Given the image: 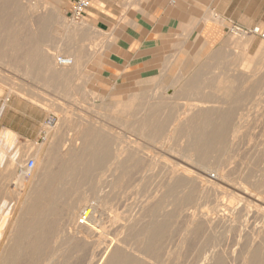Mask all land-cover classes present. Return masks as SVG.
Wrapping results in <instances>:
<instances>
[{
  "label": "rangeland",
  "instance_id": "374dc122",
  "mask_svg": "<svg viewBox=\"0 0 264 264\" xmlns=\"http://www.w3.org/2000/svg\"><path fill=\"white\" fill-rule=\"evenodd\" d=\"M9 1H11V2L9 3ZM70 1L71 0H20V1L19 0H0V16H2L4 13L6 14V16L4 14L1 17L2 18V21H1V18H0V23H1L0 24V26H1L0 27V31L2 32V33L0 32V34H1L0 35V37H1L0 38V40H1L0 41V45H1L0 51L3 52V54L0 53V56L2 57V58H0V65H1L0 66V113L2 112V110L5 107L6 108H10L11 107L12 110L9 111L6 114V118H20V117L23 118V116H25L27 118V120H28L26 125L29 128L32 126L33 120H38V124H36V125L39 128V136H38L37 139H23V138L22 139H18V135L15 132L11 131V130H10V132H11L12 135H15L16 134L15 136H17V140L12 139L11 138L12 135H10V134L7 135L6 137H4L2 139V141L0 139V143L2 142L4 144H6L7 145V149H9V151H11V152L14 151L15 153H17V152L20 151L19 152L20 153L19 159H20V162H21L20 163V166L21 167L20 166H15L14 169H11L8 166H4V167H2L3 169H0V187H1L0 188V204H1L0 209L2 208V204H3V208L5 207L4 209L2 208V210H0L1 211L0 212V215H3L2 216L3 218H0V219H2V221H1L2 223H1V226H0V237H1L0 238V248L3 245L11 242L9 239H7V237L10 235L11 230L14 228L12 226L14 225V223L16 221L15 218H17L18 214H19V216H21L23 213H24V216H28V215L31 214L30 210L27 211L25 209L27 208V205H29L28 202L31 204L32 203L31 200L32 199L33 200L35 199L34 197H36V194H37L35 192L42 185L41 183H42L44 177L46 176V174L49 173V171L52 172V168L54 166H57L58 167L59 164H63V161L65 159H68L65 162L71 163V159L69 161V158H67L64 154H61L62 152H60V151H62L61 150L62 147H61L60 142L62 143V141L67 140L69 137H72L75 134V132H74L75 131V128H72V125L74 124V122L76 120H80L81 121L80 122L81 123V128L86 125L85 126L86 128L84 127L85 129L82 128L84 131H86L87 129L88 130L89 129H92V130L98 131L97 133H99V134L101 133L100 134L101 136H105V134H106L107 136H105V137H108L107 140H109V141H106V142L107 143L110 142V144L108 143V146L110 145L112 149L115 148L114 145H115V140H116V138L113 140V137L122 136V135H123V141L121 140L122 141V145L127 144L124 141H129V140H133V141L136 140L133 143V147L134 148L133 147L131 148L133 150L135 149V147L137 146V144L140 145V151L137 152V155H136V153L134 155L135 157L138 156V159H136L137 157L135 158L133 156V159L131 161H129V163H128L130 165H128L127 163L125 165H123V167L126 166L127 172L129 173L131 171L129 174H132L133 173V175L130 176L126 172L125 174H127V175H124L123 176V167L121 169L122 171L116 172V174L122 173L120 175H122L126 179L128 177L129 180L127 179V181L130 182V184H128V182L126 180H124L126 182L123 184L124 181H122V184L123 185H122V188L120 189V193H119V195H121L122 194L121 192H123V194L121 195V197L123 199L122 201H124V200L126 201L127 200V203L126 202L125 203L122 202V203H123V205H126L127 204L128 206L126 205L125 208L128 209V207H129L130 210L125 209L124 206H122L121 207L122 209L120 208V210L121 211L122 210L125 211V212H123V217H124V214H127L126 215L127 217L125 216L124 218H135L134 216H137L136 214L139 215V214H142L143 212H145L147 210V208H149V206L150 207L152 206L151 204H154V202L157 201L158 198L160 200V201H158L159 203L157 202L158 204H160L161 201L163 203V201L166 200V198L161 197L162 196L161 194H164V191L165 192L167 191L166 189H168L167 187H169V184H170V183L167 182L168 181L167 180L168 179V177H167L168 174L161 175V174H165V173L168 172L167 171L168 169L166 168L167 166H163V165L167 164V163H165L166 161H164V160H167V162L169 164H172L174 161L175 162L177 161V159L174 157V155H172V153L173 154H175V153L172 151L171 148H172V146L174 144V146H173V149H175L174 151L178 150L179 144H180V141L181 140L178 141V139H180V138H177V139L176 138H173L175 142L172 139H169V140L166 141L164 135H159L158 136V139L156 141H154V142L152 140L150 141L149 139L143 138L141 136V134H139V133L137 134V132L135 133L133 131H129L127 129V126H126V123H127L126 122V118H122V116L119 113H118V115H119L118 116L117 115V112L116 111H113V109L111 108L110 105L113 102H115L116 100H124V99H126L128 97V94L129 93L128 94H125V93H127L128 91H131L130 90L131 88L136 87L138 85V80H144V79H146L147 77H150V76L151 77L152 76L159 77V75L161 74V73L159 74V72H163V71L166 72V70H168L167 73H164L162 75H165V77L167 79H170V78L172 79V77L177 76L178 73H179V71H182V72H186L187 73L186 74V76H187L186 79L189 78L188 75L192 76V74H194L193 72H199V73H201L202 76H203V80H202V84H201L200 89H199L200 92H204L205 91L206 93L209 92L208 94H210V95H215L216 92H215V89L213 87H224V85H226V86L229 85V83H227V84L217 83L214 80V79H217L216 78L217 74H221L222 72L228 73V72H230V70L236 69V66L235 65L232 66V64H233L232 61L233 62H236L242 56L243 53L245 55H247V57L251 58L252 60H254L255 57H257L259 55H263L262 60H264V53L258 51V47L262 43H264V38L261 37V36H259L258 34H253V40H252L251 44L245 50H243V49H241L239 47H236L233 44H229V45L224 46V49H223V52H222V54L224 55V58L223 59H221L219 61H214L212 63H208V62L206 63L208 53L210 54L213 50L219 49L221 47V42L223 41L222 39H225V38H227L229 36L239 37L242 34L241 32H239V31H237L235 29L234 30H231L233 27H238L239 29H243V30H246V31H248L249 29H251L253 27H258L262 32H264V27L261 24H259V23H255V24L249 26V25H247V20L244 21V19L242 17L230 18L231 21L228 20V21H226L224 23H218L217 24L219 26L216 27V28L219 29V33L217 35H215L216 37L211 36L212 37L211 38V41L205 47H202V48H197V46H196L197 43H195L196 42V39L198 38V33H197L198 31L196 29H193L192 27H187L186 28L187 29V33L189 34L188 35L189 41L187 42V45L190 46V49H187L185 51L184 50L181 51L179 53L180 55H179L178 61H176V63H174V64L173 63L172 64H169L170 65L169 66L168 63L170 62V60L173 58V56L176 53L179 52V48H178L179 41L181 39H183V37H184V35H178L177 33L176 34H173L170 37L169 42L165 45L164 51L162 53V55L164 56L163 63L165 65L162 64V66H160L159 71L157 73H154V74H152L150 76H144V77H141V78L138 77L136 79H131V80H127V81L119 80V81L115 82V81L111 80L110 78H108L107 75H105V74L102 73V63L104 61V56L106 55V47L109 44V41H108L109 40V34H108V32L100 31V30H98V29H96V28H94L92 26H89V28L88 27L85 28L86 31L84 29V31L81 34H77L75 32L66 31L65 30V28L67 27L66 25L77 24V23H81L82 21H85V19H81V20H76L75 21V20H72L70 17H68V10L70 8ZM44 2L46 3V5H45ZM31 3L35 7V10H34L33 7L31 8V6H32ZM28 5L30 6L31 9H29V6ZM3 6H5L6 8L4 9ZM37 6L38 7L40 6V7L38 8ZM41 7H43L44 9L41 8ZM1 8H3L4 10L1 9ZM38 11H40V12L42 11V12L40 13ZM47 11H50V12H47ZM205 11H211V10H205ZM205 11L195 10V11H190L189 13H192V14L196 15L197 18H199L201 16V14H203ZM1 12L2 13L4 12V13L2 14ZM45 12H47V13L46 14H42V13H45ZM50 14H51L52 19L49 18L50 16H48ZM30 15L32 16V18H31ZM40 15L42 17H40ZM45 16H47V17H45ZM3 18H4L5 21L3 20ZM44 18H45L46 21L44 20ZM19 19H20V21H19ZM41 20H43V21H41ZM47 20H48V22H47ZM50 20H52V21H50ZM20 22L23 23V25ZM31 22H33L34 24L33 23L31 24ZM28 23H29V25H27ZM25 25H27V26H25ZM33 25H35V27ZM39 25H40V27H39ZM7 27L9 29L5 31L4 29H7ZM2 28H3V30H1ZM35 28H37L38 30L35 29ZM48 29H49V31H48ZM11 32H12V35H11ZM46 32H47V34H46ZM2 35H3V37H2ZM7 35H8V37H7ZM21 35L22 36L25 35V36L22 37ZM17 36L19 37V39H21L20 41L18 40ZM16 40H17V42H16ZM6 41L7 42H10V45L12 46V48H11L10 45H8V43ZM35 41H37V42H35ZM43 41H44V43H43ZM1 42H2V44H1ZM59 43H61V44H59ZM5 45L7 47L9 46L8 47L9 49L7 47H5ZM13 45H15V49H17V51L14 49ZM20 45H23V46L21 47ZM3 46L5 48H7V49L3 48ZM30 46L31 47H34L35 49L34 48H31ZM24 47H25V49H24ZM42 48H44V49H42ZM47 48H49V49H47ZM11 49H12V51H11ZM19 49H21V50L23 49L22 51H24V52L22 53V51H20ZM9 50H10V52H8ZM32 50H35L36 54H34L35 52L32 51ZM44 50L51 52L54 56L55 55L56 56L57 55L58 56L59 55H64L65 56L68 53H73V54H76L77 55L79 62H81V63H79V66H81V64L83 63L82 67H79V71L76 72L77 76H75L76 74L74 73L75 75L73 74V75L69 76V79H71L70 77H72L71 81L68 79L67 83H65L66 81H62L61 82V83L64 82V84H62V85L65 86L64 88H63L62 85H60L59 81H58V83L53 82V81H55L54 77L51 76L52 78L50 77V79H49V75H51V74L44 67V65L41 64V66H42L41 69H43V70H40V71L37 70L39 67H41L40 66V61H38L39 60V56L38 55H40V53L42 51H44ZM15 51L16 52L20 51L21 53H17L18 54L17 55ZM37 51H39L38 55H37ZM4 52L5 53L8 52L9 55L8 54L5 55ZM14 53L16 55V56L14 55V57H16V58L19 57L18 60L16 58H14V57L13 58L15 60L12 58V56H13L12 54H14ZM26 53H27L28 56H31V54H32V56L31 57H28V56L26 57ZM19 54H21V55L23 54V56L24 55L25 56L21 58ZM194 54H195V58L193 59L192 56ZM3 55H4V57H3ZM80 55H82V56H80ZM36 56L38 57L37 58L38 60H36ZM8 57H9V59H8ZM25 57L28 58L29 60L26 59V60L23 61V59H25ZM31 58H32V60H30ZM167 59L169 60V62H168ZM4 61H6V62L4 63ZM17 61H19L20 63H18ZM25 61H27V63H29L30 65H33V66H30L29 64H25L24 63ZM33 61H34V64H33ZM164 61L165 62L167 61V62L165 63ZM16 63L17 64H20L22 66L17 65ZM22 63H24L25 65L22 64ZM27 65H28V69H27ZM15 66H17L20 70L18 68H16ZM34 66H36V67H34ZM162 67H163V71H162ZM164 67H166V70H165ZM254 67H255V65L253 64V62H248V64H247V68L248 69H253ZM24 68H26V72H24V73H27V75L23 73V71H25ZM81 68H83V70ZM16 69H18V70L16 71ZM30 70H31V72H30ZM41 71H43V72H41ZM177 71H178V73H177ZM36 72H38V74H40V72H41V74L43 73V75L40 74V77L41 78L39 77L38 74H35ZM28 74H29V77L30 78L27 77ZM36 75H37V77H36ZM34 77H35V80H34ZM160 77H161V75H160ZM46 79L47 80H50V84H49V82H47ZM56 84H58V85H56ZM154 84L155 83H151V84L149 83L148 86L149 87H152ZM71 87H73L72 88L73 90L71 89ZM75 87H76V89L78 88L76 91H74L75 90L74 89ZM54 88H56V89H54ZM10 90H12V92ZM172 90H173L172 88H169V91L168 92L171 93ZM246 90H247V87L241 88L240 89V92H241L240 94L245 93ZM64 91H65V94H64ZM68 93H69L70 97L68 96ZM32 94H33V96H32ZM6 97H7L6 103L3 105V101L5 100ZM262 100L263 101H261L258 104V106H257V109H258L257 112H259V114H258V116L256 118H244L243 120H241V124H240V127H239L238 132H237V138H236V143L237 144L235 146H233V147L231 146V147H227L225 149H222L220 151L212 152L210 154V156H209L212 161H214V162L215 161L220 162L221 165L224 167V170L230 172L231 177L236 176L237 170L239 168L238 166H241L240 168H244V164L243 163H245V161L247 162L249 160L248 154H247V152H248L247 147H248V145L254 144V142L257 139L258 132L260 131V128L264 125L263 124L264 123V114H263L264 113L263 112V110H264V96L262 97ZM181 101L182 102H185L184 100H181ZM181 101H178V102H181ZM54 105L56 106V108H55ZM111 109H112V111H111ZM111 112H113V113H111ZM68 113L70 115H68ZM75 115H76V117H75ZM159 115H160V117H161V115H162V117H165L166 116L165 114L163 116L162 113H159ZM159 115H158V117H159ZM170 115H169V117H170ZM84 118H85V120H83ZM86 118H90V120H88V121H89V123L91 125L88 123V121H87L88 126H87V123H84V121L86 122V120H87ZM113 118H116V119L117 118L118 119L120 118V119H119V121L116 120V119H114V122H113ZM69 120H70V122H69ZM93 121L96 122V123H94ZM122 121L124 122V124L122 123ZM127 121H128V119H127ZM82 123H84L85 125H83ZM92 124L95 127H93ZM247 124H249V125H247ZM105 126L108 129L109 128L110 129L108 130ZM1 127L2 126L0 125V129H1ZM100 127H101V129H100ZM241 127H243V128H241ZM48 128H50V129H48ZM52 128L53 129L55 128V129L53 130ZM46 130L48 131L47 133H46ZM100 130H102L103 132H101ZM73 132H74V134L72 135ZM51 134L54 137L51 136ZM130 134H132V135H130ZM86 136L87 135H85V134L83 136L81 135V138L78 139L77 144H76L77 147L79 146V148L80 147L82 148V149L80 148L82 151L85 150V152H83L84 154L85 153L87 154L89 150H88L87 147L83 149V146H80V144L82 142L81 140H83V139L85 140L86 138H87V140L88 139L89 140H92L94 138L93 135H92L93 137L91 135H88L87 137ZM90 136L92 138H88ZM161 136H163V139H161L162 138ZM51 137H53L52 140H50ZM159 138L161 140H164V141L162 142L161 140H159ZM140 139H141V141H140ZM49 140H50V142L52 141L53 143L52 142L50 143ZM171 140L174 142L173 144H172V141ZM121 141H119V142H121ZM158 141H160L162 143H164L165 141L166 142L164 143L165 145L164 144L162 145V143L160 144V142H158ZM112 142H114V143L112 144ZM177 142H179V143H177ZM78 143H80V144H78ZM166 143H169L168 145L169 146L171 145L170 146L171 148ZM175 143H177L178 145H175ZM111 144L114 147H112ZM37 145H38V148L36 149ZM39 146L41 148H39ZM110 146L108 147L109 150H111ZM238 146H240V147H238ZM60 147H61V149H60ZM166 147H169L170 149L167 150ZM47 148H48V151L46 150ZM50 148L51 149L53 148V149L50 150ZM38 149H39V151H37ZM95 149L96 150H98V149L102 150L101 147L100 148L98 147V149L96 147ZM141 149H143V150L141 151ZM49 150H50L51 153L49 152ZM81 150L80 151L78 150L76 158H79L82 155V158H79V159H83V156H85L84 158L86 159V154L83 155V153L81 152ZM35 151H36L37 154L35 153ZM135 151H137V149H135ZM144 151H146V152H144ZM79 153H81V154L79 155ZM148 153L152 156L153 159H151V156ZM52 154H54V155H52ZM111 154L113 155V153H111ZM111 154H110V156H111ZM212 154H214V155H212ZM48 155H50L49 156L50 158L48 157ZM143 155H147L149 157L146 156L144 158ZM139 157L143 158L142 159L143 162L140 161L141 159ZM243 157H244V159H243ZM28 158H32L34 160V167L31 170H26L25 169V163H26V160ZM162 160H163V162H162ZM83 161L80 162V164H82ZM139 162L140 163L142 162L141 163L142 165L139 164ZM145 162H147V163H145ZM154 162H156V163H154ZM158 162L160 164L163 163L162 166ZM255 162L257 163V161H255V160L252 161L249 164V167H247L249 173L250 172L251 173L254 172V169H255V165L254 164H255ZM55 163H56V165H55ZM135 163H136V166H138L137 165V163H138L139 164L138 167L141 170H143V171L140 170L141 175H143L141 177H144V175L147 174L146 175L147 177H145L147 179V181L144 178H142V179L140 178V176H139L140 175V172H138L139 169H136L137 167L134 165ZM148 163H150L152 166H154L156 168H154L152 166L150 167V165ZM131 164H133V166H135L136 168L129 169V168H133V166H131ZM143 164L144 165H147V166L144 167ZM225 164H226V166H225ZM106 166L103 165V167H105V168L102 167L103 168L102 169V172H103L104 175L106 173L108 174V175H105V177L107 178L110 175V172H108V169H107L109 165H106ZM128 166H130V167L127 168ZM140 166L143 167V168H141ZM159 166L161 168H158ZM81 167H82V165H81ZM144 168L146 169L147 172H150V170H151L154 173L158 169L160 171H162V172H160L158 170V172L154 174V176H156V177H154L152 172H151L152 174L151 173H147L146 171H145L146 172L145 173L144 172V170H145ZM163 168H166V170L165 169L163 170ZM189 168H190V171L193 170V168L188 167V169ZM212 168H215V166H213ZM236 168H237V170H236ZM97 169H95V171L94 170L93 171L90 170L91 172H93L91 174L92 176H90V173H91L90 171H88V173L84 171L85 172V178L83 177L84 176L83 175L84 172L81 175L79 174L84 169L82 171L79 170V172H76V173L74 172L75 174L78 175V176L75 175V178L73 177L74 176L73 175L74 173L71 172V171H69L70 173L66 174L67 177L65 176L66 178H63L61 180L62 183H60L61 181L59 183L56 181V184H59L58 186L61 185L58 188L60 189L62 187L61 188V191L64 194H67V195L64 197V194L61 193L62 194V197H61L59 195L60 194L59 193L60 191L58 190V193L59 194L57 193V195H59V196L56 195L57 199L55 197V200H53V203H52L54 205V208L52 206V209L55 210V208L56 209L58 208L56 210V212L54 210L52 211L51 209H49L50 208L49 206H47L48 208L45 207L46 210L44 209L45 211H48V212H44L45 213L44 215L47 214L45 217H48V218H45L44 222L46 220H48V222H45V223L46 224L49 223L48 225H50V226L44 224V228L47 229V230H45L44 228H43V230L48 231V229H49L52 232L53 231L52 228H54V231L53 232H56L55 234H53V232L51 233V234H53L51 236L52 237L54 236L53 238H51L50 235H48L50 239L47 237L48 238V241H46V242H49V240H51V239H52L51 241L54 242L55 241L54 239H56V235H57V233L59 234L60 230L61 231H64V232H66V230L68 231V228L63 225L64 224V221H62V220H63L64 216L62 217V215H65V212H67V211H65V209L68 210V207L67 206L68 205L71 206L73 204V202H75V199H77L78 197H80V195L81 196H85L84 195V192H85V194L88 192L87 195H86L87 197L85 196L84 199L86 198V200L85 201H81V202H83L86 205H89L90 208L91 207L92 208L94 207L95 208V211L97 210L95 212L96 213L95 215H97V216H95V218L97 219V220L95 219V223L96 224L98 223L99 225H102L101 227H103V228L105 227L106 228V226L108 224L106 221H107V219L109 217L110 212H108L107 210L102 209L101 207H99L97 205V202H96V199H95L96 197H94V194L95 193L92 190L94 187H97V183L100 184L101 183L100 181H103V180H100L99 181L98 178H95V177H98V176H96L98 174V172L101 173V171H98L99 169L98 170ZM124 169H125V167H124ZM256 169H257V167H256ZM132 170H133V172H132ZM153 170H155V171H153ZM214 170H211L210 172L211 173H214ZM134 171H137V172L134 173ZM163 171H165V172H163ZM21 172H23V173H21ZM71 173H72V175H71ZM138 173H139V175H138ZM188 173L190 175L193 174V172L190 173L189 171H188ZM149 174H150V176L152 175L151 178H150V176H148ZM156 174H159L161 176L156 175ZM104 175H103V178L102 179H106V178H104ZM18 176H19V181H18L19 183L17 184L16 179H17ZM39 176H40V178H39ZM69 176L71 177L70 178L71 180H74V183H73V181H71V182L74 185V187H77L78 186L77 188H74V187H73L74 189L72 188L73 185L69 181L70 180L69 179ZM137 176H139V177H137ZM42 177H43V179H42ZM123 177H122V179H125ZM133 177H134V180H133ZM163 177H164V179H163ZM166 177H167V179H166V181H164ZM108 178H110V176ZM34 179H37V180L35 181ZM39 179H42V180H39ZM66 179H67V181H66ZM130 179H132L131 181L133 183H131ZM135 179H136V182H135ZM143 179H144V181H142ZM51 180H52V182H54L53 179H51ZM75 180H76V182L77 181L78 182L76 183ZM38 181L41 182V183H39ZM68 181H69V183H68ZM79 181H80V183H79ZM83 181H85L87 183H85ZM88 181L90 183V185H88L89 188L87 186ZM95 181H96V183H95ZM138 181H140L139 184H138ZM161 181L163 182V184L165 183L167 187H163ZM36 182H37V185L40 184L39 187H36L38 189H35V185L34 184ZM82 182L86 184V187L88 189L85 187V184L83 185ZM92 182H93V184H92ZM54 183H53V185H55ZM151 183H152L153 187H152ZM187 183H184L185 186L182 184L184 187L181 186L178 189H176L177 187L174 188L173 191H175V189H176V192H178V193H176V192L173 193L172 192L173 194H172L171 198L172 197L174 198V196L176 198V195L177 194H179V196L180 195L182 196L184 193L185 194H190V201L191 202H188L189 204L187 203V205L185 204L186 205L185 206L186 208L182 205L183 209L184 208L186 210L188 209V212H190V211L193 210L195 213L198 211L197 214H199V212L200 213H203V212L207 213V212H209L208 214L212 215V213H213V210L212 209L214 208V205L216 204V199H217L219 202H221V204L223 203L222 206H220L219 208H222L224 211L228 212L229 215L232 216V214L230 213L231 210H232V208L235 207V206H238V205L239 206L244 205V203H245L243 200H239V198L236 196V194L234 195V193L231 191V189H226V188H224V189L222 188L221 189L220 188V189L216 190L214 192V195L216 196V198H215V197H213V195H210V196H201L200 193H198L197 185L194 182L188 183V184H191L192 183L191 185H188ZM75 184H77V185L75 186ZM126 184H127V187H129V188H126ZM154 184H156V185H154ZM160 184L162 186H160ZM165 184H164V186H165ZM82 185H83V187H82ZM102 185L105 186V187H102V189L105 188L103 190L104 192L110 189V188H108V186L106 184L104 185V183H103ZM124 185H125L124 188H126V189L123 188ZM29 186H31V187H29ZM64 186H65V189H64ZM106 186H107L108 189L106 188ZM131 186H133V187H131ZM158 186H159V188H158ZM66 187H68V188L66 189ZM134 187L136 188V191H135V188ZM145 187H146V189H145ZM191 187H192V190H191ZM31 188H32V190L34 189L35 192L34 191L31 192ZM161 188H163V189L161 190ZM180 188H183V190L185 191V192H182L183 194L179 191ZM184 188L187 189V190H185ZM195 188H196V190H195ZM89 189H91L93 192L91 190H89ZM98 189H99V185H98ZM122 189H124V191L126 190L127 192H124ZM155 189H157V190L160 189V191H156ZM64 190H68V191L65 193ZM74 190H75V192L76 191L77 192L75 193ZM85 190H87V191H85ZM129 190H131V192H129ZM81 191H84V192H81ZM147 191H149V192H147ZM155 191H156V193H155ZM181 191H182V189H181ZM98 192H100V191H98ZM115 192H113V193H115ZM152 192H153V194H152ZM29 193H31V194H29ZM126 193H127V195H126ZM32 194H34V196ZM147 194H148V196H147ZM156 194H158V195H156ZM174 194H176V195H174ZM154 195H155L154 199L157 198L155 201H154V199H152ZM70 196H71V198H70ZM159 196L161 197V199H160ZM145 197H147V201L149 200L148 201L149 202L148 203L149 206L146 204L148 207L145 205V203L147 202V201H145L146 200ZM148 197H149V199H148ZM199 197H201V198H199ZM87 198L88 199L90 198L88 200V202H87ZM140 198H142V200H144V203H143V201ZM162 198H163V200H162ZM221 198L223 199L222 200L223 202L221 201ZM28 200H30V201H28ZM93 201L96 202V203H94ZM136 201L138 202V204H137ZM128 203H130V204H128ZM132 203H134V205ZM141 204L144 205V206H142ZM205 205H206V207H205ZM211 205H213V206H211ZM226 205H227V207H226ZM97 206H98V208H97ZM140 207H142L141 209H144L143 207H145V209H144L145 211L144 210H141L140 211ZM168 207H169V210H170V207H172V206L169 205ZM99 208H101V210H99ZM137 208H139L138 209V212H140V213H134V212L137 211ZM202 208H204V209H202ZM183 209L182 210H176V211H174V212H177V213H174V212L172 213V214H175L176 216L178 214L179 215L177 216L178 218L175 217L177 219V221H176V219L174 218V215H173V217H172L173 221L171 219L172 223H170L171 226H170V228L168 227L169 229L166 232L170 231L171 228H173V229L176 228V231H175V229L174 230L171 229L172 231H170V232H172V234H174L171 237H170L171 234H169L170 232L164 234L165 235L164 236L165 239L166 240H170V241H164V238H163V240H161L162 242L160 241L162 245H163V243H165L167 245L166 246L163 245L164 246L163 247L159 243V246H161L158 249L159 250V254L161 252H163L165 250V248H166V250H165V253L163 252L162 255L160 254L161 256L159 255V257L161 259L163 258L162 261H159L161 259L157 255L155 257L156 258L158 257L159 260H157L158 258L155 259L156 262L153 263V264H163V263L164 264H170V263L171 264L172 263L173 264H176L177 261H178V264H181V263L182 264H185V263L186 264H206V263H210L212 261L211 259H208V256H209V254L211 252H216V253H219L222 256H224L223 264H242L241 261H240V252L242 250L246 249L249 246V242L252 239L254 240V243H256L255 246L258 247V251H259V253L261 255V258L263 259V262H264V242H260L259 237L256 236V231H257L258 227L264 225V211H262V212H260L258 214V213H255L254 212V208L253 207H250V211L248 212V215L249 216L248 215L247 216H244V217L247 218V221H245L244 223L243 222L242 223H239V222H237V220H232L231 225H229L227 223L215 222V221L210 220L208 223L209 224L214 223V224L212 225V227H207L204 224V222L200 220L199 222H197L198 223V226L192 227V228L189 227L190 229H188L187 228V225H186L187 222L185 223V221H187V219H186V217H187L186 214L187 213H185V212H187V211L184 212L185 209L184 210ZM19 210H20V212L22 211L23 213L21 214L20 212H18ZM4 211H5V213H4ZM25 211L28 212V213H26ZM60 211L62 212V214L59 213ZM127 211L130 212V213H127ZM131 211H132V214H131ZM100 212H102L103 214L100 213ZM181 212L183 214V217L181 216L182 214H180ZM51 214H53V215H51ZM144 214H147V213H144ZM49 215H51V216H49ZM102 215H103V217H102ZM105 215H106L107 219H106ZM179 216H180V218H179ZM56 217H58V218L56 219ZM101 217L103 219H101ZM158 217H159V215L158 216L156 215L153 218H155V219L157 218L158 219ZM49 218H50L51 222L54 223V225L52 224L53 226L50 224ZM78 218H79V216L76 217V219H74V222L75 223L77 222V219ZM145 219H148V217L147 218L145 217ZM174 219H175V221H174ZM53 220L56 221V222H54ZM103 221L105 222V225L106 226L104 225V222ZM122 222H124V221H122ZM175 222L177 223L178 228L176 227V225H174V224H176ZM180 222H182V225H184V226L178 225V224H180ZM229 222H231V221H229ZM100 223H102V224H100ZM98 224H97V226H98L97 229L101 231V227ZM70 226L71 225H69V230L73 229V227L71 226L72 227L71 228ZM187 229L191 232V235H190V232H187ZM136 230L137 229H135L134 231H136ZM177 230H179V231H177ZM174 231L177 232V234L179 232V234H178L179 236L177 234H175ZM134 233L135 232H133V234ZM184 233H185L186 236L184 235ZM111 234L113 235V233H111ZM111 234H107V235H109V237H110V236H112ZM166 235L168 236V239L166 238ZM177 236H178V238H176ZM188 237H191V238L188 239ZM130 238L126 239L127 244H129V245H133L134 244L133 246H139L140 245L139 244V241L136 242L137 241L136 239H133L132 238V240H131ZM184 238H185V240H184ZM83 239H84V241L81 239L83 241L81 243V245H80V243L78 241H77V244H78L79 247H81L82 244L84 243L83 246L88 249L89 247L88 246L86 247L85 245H88V244L90 245V243H89L90 242V239L87 236L84 237ZM81 240H79V241L81 242ZM179 240H180V242H178ZM188 240H189V242H188ZM181 241H183V242H181ZM52 242H51V244L49 243V245H48V248L49 249H50L51 246H53V247H51L50 250H53V249H55L57 247V243H55L53 245ZM68 242L65 243V244H63L65 246H63L62 250L65 249V248H67V247L69 248V247H72V246L77 249L78 246L77 247L75 246L76 243L73 245L71 242H69V243ZM87 242H88V244H87ZM135 243H136V245H135ZM176 243H177V245H178V243H180L179 244L180 247L177 246ZM181 243H184L183 247L181 246L182 245ZM100 245H102V244H100ZM185 245H187V246H185ZM83 246L81 247L82 249L81 248L78 249L79 253L77 252V250L75 248H73V247L72 248H69L70 251L73 250V249L76 250V252L74 250L73 251H74V254L77 253L78 256L76 254V257H74L75 255H72L73 254V251L70 253V251L67 248V249H65V252H64V250L63 251L62 250L60 251L61 256H59V258L61 257L62 259H64L63 257H65V260H66L69 257L70 259H68L67 261L68 262H71L72 261V263H70V264H75V263L80 264V262H81V264H87L88 261H89V259H90V254H91L90 251H91L92 247L90 246V248L88 250L86 249V251H85V248ZM212 246H213V249H212ZM174 247H175V249H174ZM83 248H84V250H83ZM167 248H169V249H167ZM177 248L178 249H181L182 248V249L181 250H178ZM173 249L174 250L177 249V251H178L179 254L177 253V251H174ZM66 250H68L70 254L67 253L68 251H66ZM53 251H55V250H53ZM80 251H82L83 253L80 252ZM150 251L151 250L149 249L148 254L153 256V254H150L152 251L151 252ZM84 252L87 253V254H85L86 255L85 256L86 258L84 256H82L84 254ZM168 252H170V255H169ZM66 253L69 254V255H67V257H66ZM80 253L82 254L81 255L82 257L79 255ZM164 254H166V259L164 258L165 257ZM171 254H172V256H171ZM2 255L3 254L1 253V256ZM71 255H72V257H70ZM175 255L176 256L177 255H180V256L176 257ZM195 255H196V257H195ZM79 256H80V258L79 259H76ZM173 256H174V258H173ZM73 257H74V261L72 260ZM155 257H150L149 258L150 260L152 259L151 262L152 261L153 262L155 261L154 260ZM169 257H170V259H169ZM57 258L58 257L54 258V259H56L55 262L61 260V258H60V260H57ZM82 258L83 259L85 258L86 260H88L87 263H86V261L84 263V260L85 259L83 260ZM167 258L169 259V262H168V259ZM80 260H82L83 263ZM150 260H149V262H150ZM171 260H173V261H171ZM166 261H167V263H166ZM17 262L18 263H16V261H15V263H13V264H20L21 263L20 260H17ZM55 262H53V263H55ZM68 262H67V264H69ZM151 262L149 264H152ZM57 263H59V262H57ZM21 264H26V262L23 263V261H22Z\"/></svg>",
  "mask_w": 264,
  "mask_h": 264
},
{
  "label": "bare ground",
  "instance_id": "6f19581e",
  "mask_svg": "<svg viewBox=\"0 0 264 264\" xmlns=\"http://www.w3.org/2000/svg\"><path fill=\"white\" fill-rule=\"evenodd\" d=\"M20 1V0H19ZM11 1H9L10 3ZM18 2V1H17ZM45 3V2H44ZM7 4V3H6ZM32 4V3H31ZM43 4V3H42ZM37 5V4H36ZM35 5V6H36ZM46 5V3H45ZM21 6V5H20ZM29 6V5H28ZM51 6V5H50ZM49 6V7H50ZM8 7V6H7ZM19 7V6H18ZM34 8L35 10V7L31 6V8ZM38 7V6H37ZM40 7V6H39ZM38 7V8H39ZM44 7V6H43ZM41 7V8H43ZM3 8L5 9L6 7L3 6ZM1 8V9H3ZM10 8V7H9ZM30 6H29V9H31ZM40 8V9H41ZM45 8V7H44ZM43 8V9H44ZM3 9V10H4ZM8 9V8H7ZM17 9V8H16ZM19 9V8H18ZM47 9V8H46ZM2 10V11H3ZM15 10V9H14ZM22 10V9H21ZM8 11V10H7ZM23 11V10H22ZM31 11V10H30ZM45 11V10H44ZM40 12V11H38ZM42 12V11H41ZM40 12V13H41ZM47 12H50V11H47ZM47 12L45 13H42V14H46ZM54 12V11H53ZM2 13V12H1ZM4 13V12H3ZM2 13V14H3ZM21 13V12H20ZM32 13V12H31ZM5 14V13H4ZM3 14V15H4ZM14 14V13H13ZM30 14V13H29ZM41 14V15H42ZM2 15V16H3ZM8 15V14H7ZM12 15V14H11ZM33 15V14H32ZM40 15V17H42ZM0 16V18L2 17ZM6 16V14H5ZM25 16V15H24ZM29 16V15H28ZM31 16V15H30ZM39 16V15H38ZM37 16V17H38ZM50 16L49 18L52 19L51 17V14L48 15ZM8 17V16H7ZM12 17V16H11ZM19 17V16H18ZM23 17V16H22ZM47 17V16H45ZM54 17V16H53ZM16 18V17H15ZM20 18V17H19ZM32 18V16H31ZM26 19V18H25ZM30 19V18H29ZM43 19V18H42ZM4 20V18H3ZM8 20V19H7ZM24 20V19H23ZM34 20V19H33ZM38 20V19H37ZM40 20V19H39ZM45 20V18H44ZM59 20V19H58ZM1 21H2V18H1ZM5 21V20H4ZM3 21V22H4ZM10 21V20H9ZM8 21V22H9ZM20 21V19H19ZM43 21V20H41ZM46 21V20H45ZM52 21V20H50ZM22 22V21H21ZM20 22V23H21ZM38 22V21H37ZM48 22V20H47ZM56 22V21H55ZM61 22V21H60ZM66 22V21H65ZM33 22H31L32 24ZM54 23V22H53ZM52 23V24H53ZM57 23V22H56ZM1 24V23H0ZM23 25V23H21ZM34 24V23H33ZM37 24V23H36ZM35 24V25H36ZM39 24V23H38ZM29 25V23L27 24ZM25 25V26H27ZM35 25H33L35 27ZM43 25V24H42ZM3 26V25H2ZM15 26V25H14ZM32 26V27H33ZM67 27L65 28L66 31H72V32H75L77 34H81L85 28H89V24L86 22V21H82L81 23H77V24H72V25H66ZM1 27V26H0ZM16 27V26H15ZM40 27V25H39ZM43 27V26H42ZM20 28V27H19ZM45 28V27H44ZM9 28L7 27V29H4L5 31L8 30ZM14 29V28H13ZM17 29V28H16ZM34 29V28H33ZM37 29V28H35ZM43 29V28H42ZM92 29V28H91ZM216 29V28H215ZM214 27L211 28V30L209 31L210 34H213V37H216L215 35H217L219 33V31L216 29L215 30ZM3 30V28L1 29ZM15 30V29H14ZM38 30V29H37ZM44 30V29H43ZM42 30V31H43ZM63 30V29H62ZM11 31V30H10ZM16 31V30H15ZM24 31V30H23ZM49 31V29H48ZM86 31V29H85ZM1 32V31H0ZM8 32V31H7ZM2 33V32H1ZM4 33V32H3ZM6 34V33H5ZM18 34V33H17ZM47 34V32H46ZM86 34V33H85ZM1 35V34H0ZM4 35V34H3ZM2 35V37H3ZM9 35V34H8ZM7 35V37H8ZM11 35H12V32H11ZM16 35V34H15ZM38 35V34H37ZM61 35V34H60ZM22 36V35H21ZM25 35H23L22 37H24ZM66 36V35H65ZM6 37V36H5ZM60 37V36H59ZM63 37V36H62ZM1 38V37H0ZM18 40L20 41L21 39H19V37L17 36ZM27 38V37H26ZM25 38V39H26ZM32 38V37H31ZM10 39V38H9ZM30 39V38H29ZM64 39V38H63ZM13 40V39H12ZM41 40V39H40ZM62 40V39H61ZM223 41L221 42V47L219 49H216V50H213L210 54L208 53L207 55V60H206V63H212L214 61H219L221 59L224 58V55L222 54L223 52V49H224V46L226 45H229V44H233L235 45L236 47H239L243 50H245L252 42L253 40V34H249V33H242L239 37H235V36H229L225 39H222ZM1 41V40H0ZM23 41V40H22ZM57 41V40H56ZM60 41V40H59ZM7 42V41H6ZM17 42V40H16ZM37 42V41H35ZM42 42V41H41ZM8 45H10V42H7ZM44 43V41H43ZM42 43V44H43ZM57 43V42H56ZM2 44V42H1ZM18 44V43H17ZM32 44V43H31ZM61 44V43H59ZM27 45V44H26ZM45 45V44H44ZM43 45V46H44ZM52 45V44H51ZM11 46V45H10ZM21 47L23 45H20ZM55 46V45H54ZM62 46V45H61ZM189 46V45H188ZM231 46V45H230ZM1 47V45H0ZM5 47H7L5 45ZM3 46V48H5ZM9 47V46H8ZM7 47V48H8ZM14 49H15V45H13ZM31 47V46H30ZM63 47V46H62ZM2 48V49H3ZM5 48V49H7ZM12 48V46H11ZM31 48H34V47H31ZM38 48V47H37ZM179 48V47H178ZM226 48V47H225ZM1 49V48H0ZM9 49V48H8ZM25 49V47H24ZM27 49V48H26ZM35 49V48H34ZM44 49V48H42ZM41 49V50H42ZM49 49V48H47ZM4 50V49H3ZM2 50V51H3ZM17 51V49H15ZM20 51H22L21 49H19ZM40 50V49H39ZM12 51V49H11ZM14 51V50H13ZM15 51V52H16ZM20 51L16 52L17 53H21ZM35 52V50H32ZM72 51V50H71ZM258 51L259 52H262L264 53V43H262L259 47H258ZM10 52V50L8 51ZM8 52H4L5 55L8 54ZM24 51H22L23 53ZM27 52V51H26ZM60 52V51H59ZM1 54H3V52L0 51ZM39 51H37V55H38ZM77 53V52H76ZM79 53V52H78ZM25 54V53H24ZM36 54V52L34 53ZM33 54V55H34ZM55 54V53H54ZM81 54V53H80ZM9 55V54H8ZM13 55V56H12ZM12 58L14 57L15 53L12 54ZM18 55V54H17ZM20 57H24L23 54H19ZM177 54H175L173 56V58L170 60H168V65L169 64H172L173 63V59L174 57L176 56ZM10 56V57H11ZM16 56V55H15ZM27 53H26V57H27ZM32 56V54H31ZM31 56H28V57H31ZM39 56V60L37 59L38 57L36 56V60L40 61V66L41 64L44 65V67L50 72L51 75H49V79L50 77H54L55 81L53 82H56L60 83V85L64 84L61 83L62 81H66L65 83H67L68 79H69V76L73 75L74 73L76 74V72L79 71V67H82L83 63L81 64V66H79V60H78V57L76 54H73V53H68L67 55H53L51 52L49 51H42L40 53ZM65 57V58H71V63L69 65H61L58 63L57 61V58L58 57ZM82 56V55H80ZM172 56V55H171ZM4 57V55H3ZM23 59L26 60L28 58ZM262 57L263 55H259L257 57H255L254 60H252L251 58L247 57V55H245L244 53L242 54V56L236 61V62H233L232 61V66L235 65L236 66V69H233V70H230V72L228 73H224L222 72L221 74H217L216 78L217 79H214L217 83H224V84H227L229 83L228 86L224 85V87H213L215 89V95H210L208 94L209 92H200V86L202 84V80H203V76L201 73L199 72H193L194 74H192V76L188 75L189 78L186 79V72H182V71H177L178 75L177 76H174L172 77V79H167L165 77V75H162L164 73H167L168 70H166V67L165 71H163V67H162V71L163 72H159V77H156V76H150V77H147L146 79L144 80H138V85L136 87H134L133 89H131V91H129L128 93V97L124 100H116L115 102H113L110 106L111 108L113 109V111H116L117 112V115L118 113L122 116V118H126V126H127V129L129 131H133V132H137V134H141V136L143 138H146V139H149L150 141L152 140L153 142L156 141L158 139V136L159 135H164L166 141L169 140V139H172L174 141L173 138H180L178 139V141H180V144H179V148L178 150L174 151L175 149H173V146H174V142L172 141V148L168 145L169 143H166L171 149L172 151L175 153L172 155H174V157L177 159V161L173 162L172 164H169L167 162V160H164L166 161L165 165L163 166H167L166 168L168 169L167 173L165 174H161L159 169V173L161 175H166L168 174V179L167 177L165 178L164 181H166V179L168 180L167 182L170 183L169 184V187L164 186L163 182L161 181L163 187H167L168 189H166L167 191L165 192L164 191V194H161L160 196L163 197V198H166L165 201H161L160 204H158L160 201L159 198L157 199V201H155L156 199H154L155 195L153 196L152 199H154V204H151L152 206L150 207L149 206V200L147 201V197L145 201H147L145 203V205L147 204L149 206V208H147V210L145 211V207H143L144 209H141L142 207H140V211L141 210H144L145 212H141L142 214H136L137 216H134L135 218H124L127 214H124V217H123V212H125L124 210H120V208L122 206H124V208L126 207V205H123L122 202H126L127 203V200L125 201H122V197L121 195L123 194V192H121L122 194L119 195L120 193V189L122 188V185L127 181V179L129 180V178L127 177V179L125 177H123L124 175H127L129 174L127 172V169H126V166L125 169L123 167V165H125L126 163L128 164L129 161H131L133 159V156L137 155V152L140 151V145H138L137 143V146L135 147V149H137V151H135V149H131L133 147V143L136 141H133V140H129V141H124L125 145H122V141H123V135L122 136H116V137H113V140L116 138L115 140V148L112 149L111 146V150H109V146H108V143L110 144V142H106V141H109L107 140L108 137H105L107 136L105 134V136H101L99 133H97L98 131H95V130H92V129H87L86 131H84L83 129H85L86 125L84 123H87L88 120H90V118H86V122L84 121V123H82L83 126L81 128V121L80 120H76L74 122V124L72 125V128H75V134L74 132L72 133V137H69L67 140L65 141H62V143L60 142L61 144V147L60 149L62 151L61 154H64L67 158H69V161L71 159V163L69 162H65L66 160L68 159H65L63 161V164H59V166H54L52 168V172L49 171V173L46 174V176L42 177L43 181L41 183L42 185L39 187L40 184L37 185V182L34 184L35 185V189H38L36 187H39L38 190H35L31 188V192L34 191L36 194V197H34L35 199L32 201L31 199V204L28 202L29 205H27V208L25 210H30L31 214L28 215V216H24V213L20 210L18 212H20L22 215L17 216L16 221L14 223V225L12 227H14L11 232H10V235L7 237V239H9L11 242L3 245L1 248H0V264H13L15 263H18L17 260H20V262L23 263L26 262V264H67V260L70 259L69 257L65 260V257H63L64 259H62L61 257V260L59 258V256H61V253L60 251L62 250L63 244L67 243L68 241L71 242L73 245L76 243L77 244V241L81 243L84 241V237H88L90 239V245H85L86 247L88 246L90 248V246L92 247L91 249V254H90V259L89 261L86 260L85 258V254H87L86 252H84V254L82 255L81 253L79 254L80 256H84L85 260H84V263L86 261H88L87 264H149L151 262V260L149 259L150 257H155L158 255L161 254L164 252L165 253V250L163 252H161L159 254V248L161 246H159V243L161 244V240H163L164 238V241H170V240H166L165 239V235L166 233H169L170 231L174 230L176 231V228H171L170 231L166 232L169 228H170V223H172L173 219V215H174V218L177 217L175 214H172L174 211L176 210H182L183 207L182 205L185 207L187 205L188 202H191L190 201V194H183L182 192H185L183 190V188H180V192L183 194L182 196L179 194H174L176 195V198L174 196V198L172 196V194L174 192H176V189H178L179 187L183 186L184 183H190V182H194L196 185H197V190H198V193H200L201 196H210V195H213V197L216 198V196L214 195V192L218 189H231V191L234 193V195L236 194V196L239 198V200H243L245 203L244 205H241V206H235L232 208L231 210V215H229L228 212L224 211L222 208H219L220 206H222L221 202H219L217 199H216V204L214 205V208L212 209L213 210V213L212 215L208 214L209 212L205 213H200L197 214V212L195 213L193 210L188 212V209L184 210L187 211L185 213L186 214V219L187 221H185L186 225H187V228L190 229L189 227H196L198 226V223L200 220L204 222V224L207 226V227H212V224H209L208 222L210 220L212 221H215V222H221V223H227L229 225H231L232 223V220H237V222L239 223H244L245 221H247V218L244 217V216H247L248 215V212L250 211V207H253L254 208V212L255 213H260L262 211H264V125L260 128V131L258 132V136H257V139L256 141L254 142V144L252 145H248L247 149H248V158L249 160L244 164V168H240L241 166H238V170H237V174L236 176H233L231 177V174L230 172L224 170V167L221 165L220 162H217V161H212L210 159V154L212 152H216V151H220L222 149H225L227 147H233L235 146L237 143H236V138H237V132H238V129L240 127V124H241V120H243L244 118H256L259 114V112H257V106L258 104L263 101L262 100V97L264 96V60H262ZM0 58H2L0 56ZM16 58V57H14ZM13 58V59H14ZM19 58V57H18ZM18 58H16L18 60ZM33 58V57H32ZM32 58L30 60H32ZM35 58V57H34ZM4 59V58H3ZM9 59V57H8ZM15 60V59H14ZM20 60V59H19ZM29 60V59H28ZM3 62V61H2ZM6 61H4L5 63ZM18 63H20L19 61H17ZM32 62V61H31ZM84 62V61H83ZM165 62V61H164ZM167 62V61H166ZM165 62V63H166ZM248 62H253V64L255 65V67L253 69H248L247 68V64ZM25 64H29L27 63V61L24 62ZM22 63V64H24ZM39 63V62H38ZM11 64V63H10ZM14 64V63H13ZM17 64V63H16ZM24 64V65H25ZM33 64H34V61H33ZM36 64V63H35ZM8 65V64H7ZM17 65H20V64H17ZM23 65V66H24ZM30 65V64H29ZM85 65V64H84ZM163 65H165L163 63ZM1 66V65H0ZM5 66V65H4ZM22 66V65H20ZM30 66H33V65H30ZM170 66V65H169ZM168 66V67H169ZM16 68H18L17 66H15ZM14 67V68H15ZM26 67V66H25ZM36 67V66H34ZM39 67V66H38ZM43 67V68H44ZM23 68V67H22ZM40 68V69H39ZM37 70H43L41 69V67H39ZM85 68V67H84ZM217 68V67H216ZM11 69V68H10ZM19 69V68H18ZM16 69V71L18 70ZM26 72V68H24ZM27 69H28V65H27ZM36 69V68H35ZM83 70V68H81ZM20 70V69H19ZM22 70V69H21ZM29 71V70H28ZM27 71V72H28ZM161 71V70H160ZM19 72V71H18ZM31 72V70H30ZM29 72V73H30ZM43 72V71H41ZM40 72V74H41ZM81 72V71H80ZM190 72V71H189ZM227 72V71H226ZM191 73V72H190ZM19 74V73H18ZM27 75V73H24ZM32 74V73H31ZM30 74V75H31ZM35 74H38V72H36ZM40 74L39 77H40ZM46 74V73H45ZM74 74V75H75ZM25 75V76H26ZM43 75V73L41 74ZM158 75V74H157ZM46 76V75H45ZM77 76V74L75 75ZM80 76V75H79ZM82 76V75H81ZM29 77V74L28 76ZM37 77V75H36ZM38 77V78H39ZM48 77V76H47ZM51 77V78H52ZM83 77V76H82ZM81 77V78H82ZM30 78V77H29ZM41 78V77H40ZM72 79V77H70ZM77 78V77H76ZM166 78V79H165ZM26 79V78H25ZM71 79H69L71 81ZM34 80H35V77H34ZM47 80V79H46ZM52 80V79H51ZM80 80V79H79ZM210 80V79H209ZM208 80V81H209ZM43 81V80H42ZM69 81V82H70ZM47 82H49L50 84V80H47ZM52 83V82H51ZM151 84V83H155L152 87H149L148 84ZM11 84V83H10ZM37 84V83H36ZM44 84V83H43ZM42 84V85H43ZM54 84V83H53ZM136 84V83H135ZM146 84V85H145ZM13 85V84H12ZM22 85V84H21ZM48 85V84H47ZM46 85V86H47ZM58 85V84H56ZM66 85V84H65ZM69 85V84H68ZM76 85V84H75ZM205 85V84H204ZM207 85V84H206ZM44 86V85H43ZM63 88L65 87L64 85H62ZM10 87V86H9ZM28 87V86H27ZM50 87V86H49ZM48 87V88H49ZM58 87V86H57ZM208 87V86H207ZM243 87H247V90L245 93L243 94H240V89L243 88ZM11 88V87H10ZM22 88V87H21ZM42 88V87H41ZM59 88V87H58ZM61 88V87H60ZM69 88V87H68ZM67 88V89H68ZM73 87H71L72 89ZM169 88H172V92L169 93ZM18 89V88H17ZM44 89V88H43ZM46 89V88H45ZM56 89V88H54ZM76 91V87L74 88ZM14 90V89H13ZM26 90V89H25ZM64 90V89H63ZM73 90V89H72ZM12 92V90H10ZM61 91V90H60ZM26 92V91H25ZM59 92V91H58ZM63 92V91H62ZM213 92V91H212ZM16 93V92H15ZM61 93V92H60ZM9 94V93H8ZM43 94V93H42ZM64 94H65V91H64ZM33 96V94H32ZM68 96L70 97L69 93H68ZM67 96V97H68ZM65 97V96H64ZM6 100H7V97L5 98V100L3 101V105L6 103ZM106 100V99H105ZM181 100H184L185 102H182ZM178 101H181V102H178ZM54 103V102H53ZM48 105V104H47ZM55 106V105H54ZM62 106V105H61ZM65 107V106H64ZM56 108V106H55ZM66 109V108H65ZM106 109V108H105ZM110 109V108H109ZM111 109V111H112ZM67 110V109H66ZM115 112V113H116ZM264 112V110H263ZM113 113V112H111ZM159 113H162L163 116L164 114L166 115L165 117H160ZM167 113V114H166ZM261 113V112H260ZM171 114V115H170ZM264 114V113H263ZM68 115H70L68 113ZM113 115V114H112ZM159 115V117H158ZM170 115V117H169ZM119 116V115H118ZM120 116V117H121ZM76 117V115H75ZM84 117V116H83ZM115 117V116H114ZM160 118V119H159ZM50 119V118H49ZM77 119V118H76ZM82 119V118H81ZM114 119L116 118H113V122H114ZM120 119V118H119ZM119 119L117 118L116 120L119 121ZM128 119V121H127ZM71 120V119H70ZM69 120V122H70ZM73 120V119H72ZM85 120V118L83 119ZM103 120V119H102ZM105 120V119H104ZM123 120V119H122ZM125 121V120H124ZM73 122V121H72ZM94 122V121H93ZM98 122V121H97ZM89 123V121H88ZM88 123H87V126H88ZM96 123V122H94ZM105 123V122H104ZM110 123V122H109ZM122 123L124 124V122L122 121ZM69 124V123H68ZM90 124V123H89ZM264 124V123H263ZM91 125V124H90ZM99 125V124H98ZM104 125V124H103ZM249 125V124H247ZM56 126V125H55ZM70 126V125H69ZM93 126V124H92ZM100 126V125H99ZM85 127V128H84ZM95 127V126H93ZM102 127V126H101ZM100 127V129H101ZM104 127V126H103ZM106 127V126H105ZM88 128V127H87ZM107 128V127H106ZM126 128V127H125ZM243 128V127H241ZM47 129V128H46ZM50 129V128H48ZM53 129V128H52ZM51 129V130H52ZM55 129V128H54ZM53 129V130H54ZM66 129V128H65ZM95 129V128H94ZM105 129V128H104ZM108 129V128H107ZM110 129V128H109ZM108 129V130H109ZM113 129V128H112ZM52 130V131H53ZM59 130V129H58ZM74 130V129H73ZM106 130V129H105ZM122 130V129H121ZM254 130V129H253ZM56 131V130H55ZM101 132H103L102 130H100ZM111 131V130H110ZM128 131V132H129ZM48 131L46 130V133ZM12 135L10 130L7 129V128H2L0 130V139L2 141V139L4 137H6L7 135ZM53 134V133H52ZM51 134V136H53ZM64 134V133H63ZM93 135L94 138L92 140H87V138L84 140H81V144L80 146H83V149L84 148H88V153L86 154V159L84 158L85 156H83V159H79V158H82V155L79 157V158H76L77 156V152L78 150L80 151L81 149L79 148V146L77 147V141L78 139L81 138V135ZM104 134V133H103ZM134 134V133H133ZM253 134V133H252ZM16 135V134H15ZM15 135H12L11 138L14 139V140H17V136ZM55 135V134H54ZM132 135V134H130ZM86 136V137H87ZM88 137V138H92V137ZM139 136V135H138ZM137 136V137H138ZM254 136V135H253ZM54 137V136H53ZM50 140H52V138ZM85 137V136H84ZM127 137V136H126ZM162 137V138H161ZM160 138L163 139V136H161ZM59 138V137H58ZM110 138V137H109ZM159 138V140H161ZM251 138V137H250ZM49 140V142H50ZM57 140V139H56ZM122 140V141H121ZM143 140V139H142ZM121 141V142H119ZM141 141V139H140ZM162 142L164 140H161ZM165 141V142H166ZM177 141V140H176ZM52 142V141H51ZM50 142V143H51ZM80 142V141H79ZM160 142V141H158ZM160 142V144L162 143ZM164 142V143H165ZM169 142V141H168ZM53 143V142H52ZM114 142H112L113 144ZM139 143V142H138ZM157 143V142H156ZM162 143V145L164 144ZM179 143V142H177ZM177 143H175V145H178ZM248 143V142H247ZM111 144V145H112ZM154 144V143H153ZM158 144V143H157ZM184 144V145H183ZM50 145V144H49ZM135 145V144H134ZM142 145V144H141ZM156 145V144H155ZM165 145V144H164ZM34 146V145H33ZM52 146V145H51ZM60 146V145H59ZM58 146V147H59ZM112 145V147H114ZM98 147L102 148V150L98 149L96 150L95 148ZM169 147H166L167 150L170 149ZM178 147V146H177ZM240 147V146H238ZM33 148V147H32ZM38 148V145L36 147V149ZM39 148H41L39 146ZM79 148V149H78ZM134 148V147H133ZM144 148V147H143ZM237 148V147H236ZM53 149V148H52ZM50 148V150H52ZM131 149V150H130ZM48 151V148L46 149ZM49 150V152H50ZM57 150V149H56ZM100 150V151H99ZM143 149H141L142 151ZM39 151V149L37 150ZM112 151V152H111ZM20 152V151H19ZM17 152L15 153L14 151L11 152L9 151V149H7V145L4 144V143H0V169H3L2 167L4 166H8L9 168L11 169H14L15 166H20V159H19V155L20 153ZM81 152H85V150H81ZM87 152V151H86ZM146 152V151H144ZM170 152V151H169ZM36 153V151H35ZM48 153V152H47ZM51 153V152H50ZM113 153V155L111 154ZM141 153V152H140ZM139 153V154H140ZM168 153V152H167ZM37 154V153H36ZM44 154V153H43ZM46 154V153H45ZM49 154V153H48ZM81 153H79L80 155ZM83 153V155H85ZM111 154V156H110ZM138 154V155H139ZM142 154V153H141ZM149 154V153H148ZM155 154V153H154ZM171 154V153H170ZM217 154V153H216ZM54 155V154H52ZM150 155V154H149ZM214 155V154H212ZM219 155V154H218ZM217 155V156H218ZM36 156V155H35ZM46 156V155H45ZM50 155H48L49 157ZM147 155H143V157L145 158ZM151 156V155H150ZM159 156V155H158ZM37 157V156H36ZM122 157V158H121ZM135 157V156H134ZM137 157V158H136ZM135 158L138 159V156H136ZM149 157V156H147ZM170 157V156H169ZM172 157V156H171ZM47 158V157H46ZM50 158V157H49ZM59 158V157H58ZM142 161L143 158L139 157ZM226 158V157H225ZM48 159V158H47ZM46 159V160H47ZM55 159V158H54ZM85 159V160H84ZM135 159V160H136ZM148 159V158H147ZM146 159V160H147ZM151 159L152 156H151ZM150 159V160H151ZM168 159V158H167ZM216 159V158H215ZM220 159V158H219ZM229 159V158H228ZM227 159V160H228ZM244 159V157H243ZM82 164H80V162H82ZM155 160V159H154ZM169 160V159H168ZM174 160V159H173ZM257 161V163L255 162V169H254V172H248V169L247 167H249V164L252 162V161ZM54 161V160H53ZM60 161V160H59ZM139 161V160H138ZM137 161V162H138ZM145 161V160H144ZM172 161V160H171ZM180 161V162H179ZM143 162V161H142ZM141 162V163H142ZM152 162V161H151ZM150 162V163H151ZM163 162V160H162ZM53 163V162H52ZM134 163V162H133ZM139 162V164H141ZM147 163V162H145ZM150 163H148L150 165V167L152 166ZM156 163V162H154ZM159 163V162H158ZM157 163V164H158ZM38 164V163H37ZM40 164V163H39ZM50 164V163H49ZM139 164L137 163V165L139 166ZM153 164V163H152ZM160 164V163H159ZM163 164V163H162ZM162 164H160L162 166ZM45 165V164H44ZM56 165V163H55ZM82 165V167H81ZM103 165H109L108 166V172H110V178H106L105 175H108L106 172V174L104 175L103 172H102V169L105 168L103 167ZM130 165V164H128ZM136 166V163L134 164ZM142 165V164H141ZM144 165V164H143ZM154 165V164H153ZM156 165V164H155ZM131 166H133V164H131ZM133 166V168H129L130 166H128L127 168L129 169H139L138 172H140V168L138 166ZM147 166V165H144V167ZM157 166V165H156ZM213 166H215V168H212ZM226 166V164H225ZM237 166V165H236ZM21 167V166H20ZM52 167V166H51ZM103 167V168H102ZM107 167V166H106ZM123 167V176L120 175L122 173H118L116 174V172H119V171H122ZM141 167V166H140ZM154 167V166H152ZM188 167H191L193 168L192 171H190V168L188 169ZM257 167V169H256ZM40 168V167H39ZM99 170H98V169ZM143 168V167H141ZM156 168V167H154ZM158 168H161L160 166ZM166 168H163V170ZM84 169V170H83ZM95 169H97L98 171H101V173L98 172V174L96 176L98 177H95V178H98V180H103V181H100L101 183H97V187H94L92 190L94 191V197H96V202H97V205L99 207H101L102 209L104 210H107L108 212H110L109 214V217L107 219L106 215V219H107V226L105 225V222H104V225L106 226V228L104 227H101L102 225H98L101 227V231L98 230V226L97 224L95 223V215L96 211H95V208L91 207L89 205H86L84 204L83 202L81 201H85L86 198L84 199V197L87 195V193L85 194L84 191H81V192H84V195L85 196H81L78 197L77 199H75V202H73V204L70 206V205H66L68 207V210L65 209V215H62V217L64 216L63 220L64 221V226L68 228V231L66 230V232L64 231H61L59 232V234L57 233L56 235V239H54L55 241L52 242L51 240H49V242H46L48 241V238L50 235L51 238H53L51 235L55 234L56 232H53L54 231V228L53 229V234H51L52 232L48 229V231H45L47 229L44 228V224H46L45 222H48V220H45V218H48V217H45L46 215H44L45 213L44 212H48V211H45L46 208H48L47 206H49L52 211L54 209H52V206L54 208V205L52 204L53 203V200H55V197L58 193V190L60 191L58 194L62 197V194L63 193L61 191V188L59 189L58 186L59 184H56V181L59 183L63 178H66V174L70 173L69 171L71 172H79L82 171L81 173H79L80 175L85 171L88 173V171H95ZM119 169V170H118ZM145 169V168H144ZM215 169V170H214ZM96 170V171H97ZM118 170V171H117ZM158 170L156 172H152L150 170V172H147L146 169L144 170V172L146 171L147 173H153V176L155 173L158 172ZM211 170H214V173H211L210 171ZM241 170V171H240ZM41 171V170H40ZM90 171V172H91ZM143 171V170H141ZM155 171V170H153ZM188 171L191 173L193 172L192 175H190L188 173ZM85 172L83 173V177L85 178ZM127 172V174H125ZM133 172V170H132ZM137 171H134V173H136ZM145 172V173H146ZM165 172V171H163ZM23 173V172H21ZM73 174L74 178H75V175L77 174ZM93 172L90 173V176H92ZM151 173V174H152ZM13 174V173H12ZM104 175V178L106 179H102L103 178V175ZM189 174V175H188ZM23 175V174H22ZM38 175V174H37ZM72 175V173H71ZM117 175V176H116ZM130 176L133 175L132 174H129ZM128 175V176H129ZM136 175V174H135ZM139 175V173H138ZM147 175V174H146ZM146 175H144V177H141L143 175H141V172H140V178H144L146 181L147 179L145 177H147ZM156 175H159V174H156ZM159 175V176H161ZM66 176V177H65ZM78 176V175H77ZM94 176V175H93ZM129 176V177H130ZM137 176V177H139ZM150 176V174L148 175ZM23 177V176H22ZM35 177V176H34ZM87 177V176H86ZM125 178V179H122ZM152 177V175L150 176V178ZM156 177V176H154ZM153 177V178H154ZM36 178V177H35ZM40 178V176H39ZM71 177L69 176V179ZM78 178V177H77ZM82 178V177H81ZM11 179V178H10ZM42 179H39V180H42ZM55 182H52V180ZM68 179V178H67ZM66 179V181H67ZM83 179V178H82ZM81 179V180H82ZM92 179V178H91ZM137 179V178H136ZM136 179H135V182H136ZM144 179L142 181H144ZM159 179V178H158ZM164 179V177H163ZM23 180V179H22ZM35 181L37 179H34ZM126 180V181H124ZM132 179H130L131 181ZM133 180H134V177H133ZM150 180V179H149ZM148 180V181H149ZM162 180V179H161ZM13 181V180H12ZM19 176L17 177L16 179V182L17 184L19 183ZM70 182L73 181L74 183V180H69ZM68 181V183H69ZM122 181L123 184H122ZM141 181V180H140ZM140 181H138V184L140 183ZM154 181V180H153ZM160 181V180H159ZM76 182V180H75ZM78 182V181H77ZM76 182V183H77ZM85 182V181H83ZM82 182V183H83ZM128 182V181H127ZM166 182V183H167ZM21 183V182H20ZM52 183V184H51ZM53 183L55 185H53ZM62 183V181L60 182ZM80 183V181H79ZM87 183V182H85ZM83 183V185L85 184ZM96 183V181H95ZM104 183V185L106 184L108 186V188H110L109 190L107 191H103L104 189H102V187H105L103 186L102 184ZM131 183H133L131 181ZM157 183V182H156ZM160 183V182H159ZM187 183V184H188ZM15 184V183H14ZM31 184V183H30ZM72 184V182H71ZM93 184V182H92ZM128 184H130V182H128ZM149 184V183H148ZM183 184V185H182ZM186 184V185H187ZM192 184V183H191ZM191 184H188V185H191ZM21 185V184H20ZM29 185V184H28ZM73 185V184H72ZM77 184H75L76 186ZM81 185V184H80ZM82 185V187H83ZM90 185L89 181H88V184L87 186ZM95 185V184H94ZM98 185H99V189H98ZM102 185V186H101ZM133 185V184H132ZM152 185V183H151ZM156 185V184H154ZM160 184V186H162ZM106 186V188H107ZM136 186V185H135ZM185 186V185H184ZM183 186V187H184ZM31 187V186H29ZM33 187V186H32ZM74 187V185L72 186V188ZM78 187V186H77ZM77 187H74V188H77ZM85 187H86V184H85ZM92 187V186H91ZM125 187V185L123 186V188ZM133 187V186H131ZM139 187V186H138ZM144 187V186H143ZM153 187V185H152ZM155 187V186H154ZM177 187V188H176ZM1 188V187H0ZM6 188V187H5ZM68 187H66L67 189ZM73 188V189H74ZM87 188V187H86ZM89 188V186H88ZM87 188V189H88ZM101 188V189H100ZM107 188V189H108ZM126 188H129L127 187V184H126ZM124 188V189H126ZM135 188V187H134ZM133 188V189H134ZM148 188V187H147ZM159 188V186H158ZM175 189V191H173ZM30 189V188H29ZM64 189H65V186H64ZM89 189V190H91ZM124 189H122L124 191ZM146 189V187H145ZM163 188H161L162 190ZM182 189V191H181ZM185 189V188H184ZM91 190V191H92ZM97 190V191H96ZM139 190V189H138ZM156 191H160L155 189ZM187 190V189H185ZM191 190H192V187H191ZM194 190V189H193ZM196 190V188H195ZM65 193L68 191V190H64ZM80 191V190H79ZM87 191V190H85ZM92 191V192H93ZM100 191V192H98ZM116 191V192H115ZM135 191H136V188H135ZM142 191V190H141ZM155 191V193H156ZM33 192V193H34ZM70 192V191H69ZM75 192V190H74ZM77 192V191H76ZM75 192V193H76ZM115 192V193H113ZM124 192H127L126 190ZM129 192H131V190H129ZM149 192V191H147ZM173 192V193H172ZM195 192V191H194ZM136 193V192H135ZM143 193V192H142ZM154 193V194H155ZM178 193V192H176ZM188 193V192H187ZM213 193V194H212ZM2 194V193H1ZM18 194V193H17ZM31 194V193H29ZM64 194V193H63ZM70 194V193H69ZM82 194V193H81ZM91 194V193H90ZM89 194V195H90ZM153 194V192H152ZM5 195V194H4ZM34 196V194H32ZM57 195V196H59ZM67 194H64V197L66 196ZM71 195V194H70ZM83 195V194H82ZM88 195V196H89ZM125 195V194H124ZM123 195V196H124ZM127 195V193H126ZM125 195V196H126ZM158 195V194H156ZM199 195V196H200ZM72 196V195H71ZM70 196V198H71ZM119 196V197H118ZM137 196V195H136ZM141 196V195H140ZM148 196V194H147ZM159 196V197H160ZM77 197V196H76ZM87 197V196H86ZM121 197V198H120ZM127 197V196H126ZM158 197V196H157ZM160 197V199H161ZM198 197V196H197ZM33 198V197H32ZM59 198V197H58ZM128 198V197H127ZM150 198V199H151ZM162 198V200H163ZM171 198V199H170ZM201 198V197H199ZM204 198V197H203ZM57 199V197H56ZM90 199V198H89ZM87 198V202L89 200ZM139 199V198H138ZM142 200V198H140ZM144 199V198H143ZM149 199V197H148ZM195 199V198H194ZM28 200V201H30ZM68 200V199H67ZM135 200V199H134ZM199 200V199H198ZM223 199L221 198V201ZM26 201V200H25ZM58 201V200H57ZM92 201V200H91ZM95 201V200H94ZM93 201V202H94ZM138 201V200H137ZM136 201V202H137ZM143 203H144V200H142ZM60 202V201H59ZM94 202V203H96ZM139 202V201H138ZM137 202V204H138ZM158 202V203H157ZM223 202V201H222ZM233 202V201H232ZM3 203V202H2ZM68 203V202H67ZM86 203V202H85ZM231 203V202H230ZM236 203V202H235ZM70 204V203H69ZM90 204V203H89ZM130 204V203H128ZM134 205V203H132ZM186 204V205H185ZM189 204V203H188ZM94 205V204H93ZM142 205V204H141ZM169 205H171L172 207H170V210H169ZM70 206V207H69ZM97 206V208H98ZM128 206V205H127ZM130 206V205H129ZM144 206V205H142ZM147 206V207H148ZM213 206V205H211ZM231 206V205H230ZM0 207H1V204H0ZM26 207V206H25ZM46 207V208H45ZM131 207V206H130ZM193 207V206H192ZM206 207V205H205ZM210 207V206H209ZM227 207V205H226ZM2 208H3V204H2ZM2 208L0 210H2ZM5 208V207H4ZM3 208V209H4ZM96 208V209H97ZM101 208H99V210H101ZM182 208V209H181ZM45 209V210H44ZM58 209V208H57ZM55 208V212L57 210ZM122 209V208H121ZM127 209V208H125ZM138 209L137 208V211L134 212L132 209V211L134 213H140L138 212ZM204 209V208H202ZM201 209V210H202ZM50 210V211H51ZM127 210H130L129 207ZM6 211V210H5ZM4 211V213H5ZM63 211V210H62ZM132 211H131V214H132ZM148 211V212H147ZM203 211V210H202ZM1 212V211H0ZM26 212V211H25ZM64 212V211H63ZM106 212V211H105ZM28 213V212H26ZM52 213V212H51ZM54 213V212H53ZM59 213L62 214V212L60 211ZM98 213V212H97ZM102 213V212H100ZM127 213H130L127 211ZM144 213H147V214H144ZM174 213H177V212H174ZM64 214V213H63ZM81 214H84L85 217H87V222L86 224L84 225H77V223L74 222V219H76V217L80 216ZM103 214V213H102ZM155 214V215H154ZM182 214V212L180 213ZM53 215V214H51ZM49 215V216H51ZM129 215V214H128ZM158 216V219L156 218H153L154 216ZM204 215V216H203ZM3 215H0V218H3L2 217ZM9 216V215H8ZM15 216V217H16ZM55 216V215H54ZM133 216V215H132ZM131 216V217H132ZM183 217V214L181 215ZM249 216V215H248ZM7 217V216H6ZM60 217V216H59ZM100 217V216H99ZM103 217V215H102ZM101 217V219H103ZM127 217V216H126ZM130 217V216H129ZM145 217L148 219H145ZM5 218V217H4ZM55 218V217H54ZM58 217H56L57 219ZM61 218V217H60ZM178 218V217H177ZM180 218V216H179ZM8 219V218H7ZM62 219V218H61ZM100 219V220H101ZM172 219V221H171ZM176 219V218H175ZM174 219V221H175ZM184 219V218H183ZM97 220V219H96ZM99 220V219H98ZM179 220V219H178ZM185 220V219H184ZM2 219H0V226H1V222ZM8 221V220H7ZM49 221H50V224L54 225V223L51 222L50 218H49ZM54 221V220H53ZM76 221V220H75ZM102 221V220H101ZM124 221V222H122ZM177 221V219H176ZM180 221V220H179ZM178 221V222H179ZM231 221V222H229ZM56 222V221H54ZM100 222V221H99ZM183 222V221H182ZM182 222H180V224L178 225H181V226H184L182 225ZM4 223V222H3ZM62 223V222H61ZM75 223V224H74ZM176 223V222H175ZM201 223V222H200ZM49 223H47L46 225H48ZM102 224V223H100ZM184 224V223H183ZM203 224V225H204ZM52 225V226H53ZM69 225H71L73 227V229L69 230ZM173 225V224H172ZM176 225V227L178 228L177 226V223L174 224ZM173 225V226H174ZM50 226V225H48ZM63 226V227H64ZM70 226V227H71ZM172 226V227H173ZM47 227V226H46ZM55 227V226H54ZM71 227V228H72ZM169 227V228H168ZM43 228L45 230H43ZM104 230H103V229ZM11 229V228H10ZM135 229H137L136 231H134ZM180 229V228H179ZM185 229V228H184ZM183 229V230H184ZM187 229V232H190L189 230ZM63 230V229H62ZM103 230V231H102ZM199 230V229H198ZM10 231V230H9ZM56 231V230H55ZM174 231V232H175ZM179 231V230H177ZM110 232V233H109ZM133 232H135L133 234ZM182 232V231H181ZM186 232V231H185ZM113 233V235L111 234ZM183 233V232H182ZM208 233V232H207ZM2 234V233H1ZM107 234H111L112 236L109 237V235ZM169 234L170 237L174 234H172V232H170ZM175 234H177V232H175ZM179 234V232H178ZM177 234V235H178ZM181 234V233H180ZM168 235V234H167ZM166 235V238L168 239V236ZM185 235V233H184ZM190 235H191V232H190ZM196 235V234H195ZM194 235V236H195ZM207 235V234H206ZM7 236V235H6ZM179 236V235H178ZM178 236L176 238H178ZM183 236V235H182ZM186 236V235H185ZM188 236V235H187ZM198 236V235H197ZM256 236L259 237L260 239V242H264V225L262 226H259L257 231H256ZM48 237V238H47ZM131 237V238H130ZM169 237V238H170ZM184 237V236H183ZM1 238V237H0ZM130 238L132 240L133 239H136L138 242L139 241V246H133V245H129L127 244L126 242V239ZM191 238V237H188V239ZM47 239V240H46ZM50 239V238H49ZM83 241H82V240ZM129 239V240H130ZM181 239V238H180ZM183 239V238H182ZM194 239V238H193ZM81 240V242L79 241ZM185 240V238H184ZM183 240V241H184ZM187 240V239H186ZM22 241V242H21ZM24 241V242H23ZM53 243V245L55 243H57V247L53 250H50L48 248V245L49 243L51 244V242ZM135 241V240H134ZM161 241V242H160ZM177 241V240H176ZM181 241V242H183ZM68 242V243H69ZM130 242V241H129ZM132 242V241H131ZM180 242V240L178 241ZM189 242V240H188ZM48 243V244H47ZM194 243V242H193ZM259 243V242H258ZM75 246L77 247L78 244ZM86 244V243H85ZM102 244V245H100ZM138 244V243H137ZM180 243H176L177 246H179ZM182 247L184 245V243H181ZM191 244V243H190ZM62 247H61V246ZM84 245V243L82 244V246ZM136 245V243H135ZM162 245V244H161ZM164 246H166L167 244L163 243ZM162 245V246H163ZM256 243H254V240L252 239L250 242H249V246L242 250L240 252V261L242 264H264L263 262V259L261 258V255L258 251V247L255 246ZM67 246V245H66ZM70 246V245H69ZM72 246V245H71ZM81 246V247H82ZM163 246V247H164ZM176 246V247H177ZM187 246V245H185ZM73 247V246H72ZM72 247H69V248H72ZM81 247H77V249L75 247L77 252L79 253L78 249H80ZM84 247V246H83ZM180 247V246H179ZM207 247V246H206ZM68 248V247H67ZM65 248V249H67ZM68 248V250H69ZM85 248V247H84ZM83 248V250H84ZM88 248V249H89ZM172 248V247H171ZM65 249L64 252H65ZM82 249V248H81ZM87 248H85V251H86ZM87 249V250H88ZM149 249L152 251H150L151 253L150 254H153L152 255H149L148 252H149ZM169 249V248H167ZM175 249V247H174ZM173 249V250H174ZM178 249V248H177ZM174 250V251H177ZM182 249V248H181ZM181 249H178V250H181ZM212 249H213V246H212ZM62 250V251H63ZM66 250V251H68ZM74 250V249H73ZM73 250H69L70 253L73 251ZM76 250H74L76 252ZM184 250V249H183ZM69 251L67 253H69ZM74 251H73V254L72 255H75L74 257H76V254H74ZM161 251V250H160ZM172 251V250H171ZM185 251V250H184ZM209 251V250H208ZM82 252V251H80ZM88 252V251H87ZM1 253L3 254L1 256ZM66 253V257L67 254ZM83 253V252H82ZM169 255H170V252H168ZM178 253V251H177ZM173 254V253H172ZM171 254V256H172ZM176 254V253H175ZM179 254V253H178ZM205 254V253H204ZM65 255V254H64ZM72 255L70 257H72ZM160 255V256H161ZM202 255V254H201ZM78 256V254H77ZM80 256L76 259H79ZM81 256V257H82ZM89 256V255H88ZM164 258L166 259V254H164ZM176 256V255H175ZM180 255H177L176 257H178ZM200 256V255H199ZM57 258V260H60V261H57L55 262L56 259L54 258ZM74 257H73V261H74ZM157 257V258H158ZM163 257V256H162ZM175 257V258H176ZM196 257V255H195ZM201 257V256H200ZM156 257L154 258L157 259ZM160 258V257H159ZM159 258L157 260H159ZM174 258V256H173ZM161 259V258H160ZM163 259V258H162ZM159 260V261H162ZM164 259V260H165ZM168 259V258H167ZM170 259V257H169ZM169 259H168V262H169ZM208 259H211L212 261L210 263H206V264H223V260H224V256H222L221 254L219 253H216V252H211L208 256ZM150 260V262H149ZM180 260V259H179ZM201 260V259H200ZM77 261V260H76ZM82 261V260H80ZM158 261V262H159ZM173 261V260H171ZM177 261V260H176ZM175 261V262H176ZM208 261V260H207ZM55 262V263H53ZM78 262V261H77ZM156 260L153 262H151L152 264L155 263ZM164 262V261H163ZM195 262V261H194ZM199 262V261H198ZM20 263V264H21ZM69 264L72 263L71 262H68ZM83 263V261H82ZM167 263V261H166ZM191 263V262H190ZM77 264V263H75ZM81 264V262H80ZM164 264V263H163ZM171 264V263H170ZM173 264V263H172ZM178 264V261L177 263ZM182 264V263H181ZM186 264V263H185Z\"/></svg>",
  "mask_w": 264,
  "mask_h": 264
},
{
  "label": "crops",
  "instance_id": "0c3cea01",
  "mask_svg": "<svg viewBox=\"0 0 264 264\" xmlns=\"http://www.w3.org/2000/svg\"><path fill=\"white\" fill-rule=\"evenodd\" d=\"M195 10L211 11L197 18L189 13ZM238 17L247 20L249 26L259 23L264 27V0H92L83 19L90 26L108 32L102 73L117 82L157 73L163 64L165 45L173 34L184 35L174 64L181 51L190 49L187 27L198 31L195 43L202 48L211 41L212 27ZM11 110L5 107L0 113L1 129L15 132L18 139H37L38 120H33L29 128L25 116L6 118Z\"/></svg>",
  "mask_w": 264,
  "mask_h": 264
},
{
  "label": "built area",
  "instance_id": "2783aa9c",
  "mask_svg": "<svg viewBox=\"0 0 264 264\" xmlns=\"http://www.w3.org/2000/svg\"><path fill=\"white\" fill-rule=\"evenodd\" d=\"M92 0H71L70 1V8L68 10V17H70L72 20H81L84 17V14L88 7L90 6ZM237 30L241 33H249V34H258L259 36L264 38V32H262L258 27H253L249 29L248 31L239 29L238 27H233L231 30ZM57 61L61 65H69L71 63V58H65V57H58ZM34 167V160L32 158H28L25 163V169L31 170ZM87 217L84 216V214H81L79 218L77 219V225H84L87 222Z\"/></svg>",
  "mask_w": 264,
  "mask_h": 264
}]
</instances>
